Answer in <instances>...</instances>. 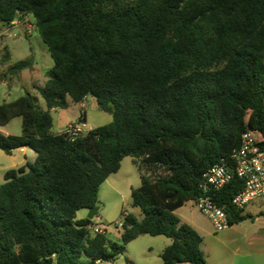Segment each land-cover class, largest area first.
Returning a JSON list of instances; mask_svg holds the SVG:
<instances>
[{
    "label": "trees",
    "instance_id": "16d2710c",
    "mask_svg": "<svg viewBox=\"0 0 264 264\" xmlns=\"http://www.w3.org/2000/svg\"><path fill=\"white\" fill-rule=\"evenodd\" d=\"M26 16L53 67L38 89L45 110L28 93L0 104V126L21 118L20 135L0 132V150L36 154L0 183V264L113 262L142 235L171 240L163 264H206L201 236L175 211L246 130L264 148V0H0L2 26ZM87 96L112 121L51 134L49 111ZM125 157L140 171L130 197L142 218L123 212L116 242L75 215L98 208L99 186ZM241 190L234 177L213 192L229 226L253 219L231 204Z\"/></svg>",
    "mask_w": 264,
    "mask_h": 264
},
{
    "label": "rangeland",
    "instance_id": "374dc122",
    "mask_svg": "<svg viewBox=\"0 0 264 264\" xmlns=\"http://www.w3.org/2000/svg\"><path fill=\"white\" fill-rule=\"evenodd\" d=\"M20 62H27L28 65L17 70L15 67ZM52 67L53 61L36 31L34 19L31 16L14 21L10 26L4 27L0 24V104L14 101L28 93L36 96L40 108L45 110V102L39 96L38 89L43 87L46 81V72ZM68 102H70L69 99ZM91 104V100L84 103L85 109L83 111L86 113V122L82 130L85 133L112 121L111 114L93 108ZM79 115L77 106L75 107L72 102L64 110L58 109V112L52 114V132H64L68 124L77 123L81 126L83 123L78 121ZM3 130L11 133V135H20L21 118L11 119ZM21 160H23V157L19 150H15L11 155H6L0 150V183L4 181L1 172L5 173L11 169H17V166L21 164ZM139 186L140 171L138 166L131 157L123 158L119 170L109 176L108 182H104L99 186L98 212L89 226L105 230L109 239L120 242L121 231L117 228V225L122 221V213L132 214L138 220L142 218L140 210L131 207L130 197L131 189ZM87 211L85 208L79 209L76 212L75 220L85 219ZM243 212L250 215L259 212L264 216V197L253 199L246 205ZM175 215L179 218L181 224L190 227L195 224L207 229V231H214L210 221L198 210L194 202L185 203L175 211ZM249 224V222H246L243 225ZM142 239L149 240L153 238L146 235Z\"/></svg>",
    "mask_w": 264,
    "mask_h": 264
},
{
    "label": "crops",
    "instance_id": "0c3cea01",
    "mask_svg": "<svg viewBox=\"0 0 264 264\" xmlns=\"http://www.w3.org/2000/svg\"><path fill=\"white\" fill-rule=\"evenodd\" d=\"M89 100H91L93 108H97L95 100L89 96L79 103H73L69 100V104L72 102L75 107L77 106L80 113L78 119L80 118L83 124L86 122V113L83 111L85 109L84 103ZM56 112H58V109L49 111L52 126V114ZM5 126H0V132L5 135H11V133L3 130ZM50 132L53 135L60 134L52 132V127ZM18 150L23 160H21V164L17 166V169L35 160L36 154L31 149L23 147ZM3 175L4 172H1L2 178ZM108 178L104 182H108ZM244 214L249 213L244 212ZM251 216L253 217L252 220L234 224L222 232L207 231V229L195 224L191 226L202 236L200 248L206 264H264V216L259 212ZM246 222L250 224L243 225ZM144 237L146 235L130 241L126 244L124 253L117 257L115 261L104 262L103 264H163L160 254L171 244V240L164 236L151 237L153 239L149 240H143L142 238ZM122 257L123 259H121Z\"/></svg>",
    "mask_w": 264,
    "mask_h": 264
},
{
    "label": "built area",
    "instance_id": "2783aa9c",
    "mask_svg": "<svg viewBox=\"0 0 264 264\" xmlns=\"http://www.w3.org/2000/svg\"><path fill=\"white\" fill-rule=\"evenodd\" d=\"M77 123L66 127L64 133L70 138L85 133ZM257 133L246 130L242 133L238 148L234 149L228 161L213 165L206 170L200 182L201 194L194 202L198 210L210 221L215 232L229 227L227 214L214 201L213 192L220 191L234 177L242 181V190L232 199L236 210H244L246 205L255 198L264 197V148L257 144ZM126 214V213H124ZM122 221L117 228L121 230ZM92 235L106 234L98 227H87ZM104 262L96 261V264Z\"/></svg>",
    "mask_w": 264,
    "mask_h": 264
},
{
    "label": "water",
    "instance_id": "95a60500",
    "mask_svg": "<svg viewBox=\"0 0 264 264\" xmlns=\"http://www.w3.org/2000/svg\"><path fill=\"white\" fill-rule=\"evenodd\" d=\"M87 217L86 219L87 220H92L95 216V214L98 212V208L95 207V208H90V209H87Z\"/></svg>",
    "mask_w": 264,
    "mask_h": 264
}]
</instances>
